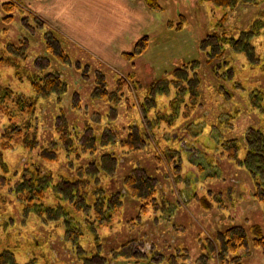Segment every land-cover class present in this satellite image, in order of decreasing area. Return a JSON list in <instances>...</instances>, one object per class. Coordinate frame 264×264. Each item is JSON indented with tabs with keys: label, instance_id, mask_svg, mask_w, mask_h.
<instances>
[{
	"label": "rangeland",
	"instance_id": "1",
	"mask_svg": "<svg viewBox=\"0 0 264 264\" xmlns=\"http://www.w3.org/2000/svg\"><path fill=\"white\" fill-rule=\"evenodd\" d=\"M7 1L15 4L9 23L3 20L7 14L1 9ZM158 2L162 7L159 12L144 6L149 20L141 32L146 36H137L131 49H126V42H116L114 56L105 57V45L95 39V18L89 9H83V0H72L70 10L52 2L48 11L56 21L43 15L31 1L0 0V47H19L27 55V61L22 63L26 71L54 75L64 83L65 92L60 98L54 94L38 104L39 144L50 148L60 145L61 125L65 127L64 135L69 134L73 153H80L81 146L96 144L95 153L83 155L81 161L71 164L67 163L70 160L62 146L59 159L54 162L41 161L39 149L26 152L14 147L3 152V164L10 172L5 177L0 165V239L10 240L12 246L17 244L15 256L20 264L30 260L32 249H38V256H43L40 264L45 260L49 264H79L74 250L63 239L62 228L43 222L35 214L25 217L17 199L8 194L5 181H12L16 169L31 160L43 170H50L56 179L72 178L73 168L81 179L85 165L86 172L97 175L94 183L98 187L113 198L123 197L119 213L114 214L115 224L97 229L101 238L98 248L107 264H219L218 241L226 228L233 226L234 231L245 233L259 225L264 233L263 206L253 197L254 185L249 175L235 162L213 152L217 135L223 140L238 138L260 119L242 91L236 100L216 93L212 67L204 62L199 49V42L212 30L220 10L200 0ZM262 10L264 4L241 5L234 13L235 19L246 27ZM64 21L76 23V28L65 27ZM103 22L105 31L106 20ZM147 40L144 53L132 61L125 59L136 44L140 47ZM257 43L260 55H264V36ZM190 61L193 66L200 62L199 76L192 72L190 76L200 84L202 104L184 122L180 107L179 116L172 118L181 130L167 139L170 134L166 124L161 123L156 132L152 129L153 120L157 111L162 112L163 119L171 117L169 102L177 89L170 80L184 77L179 67ZM234 65L239 68L235 72L241 70L237 59ZM248 71L253 73L247 77H254L257 82L251 84L248 79L245 88L259 86L264 91V73ZM23 81L16 78L13 69L0 68V82L27 94L28 83ZM167 84L168 92L162 94L161 89ZM222 119L227 125H222ZM5 123L0 116V132ZM196 134L199 144H206L209 149L193 141ZM173 156L180 157L177 169ZM128 175L155 187L154 200L137 203L126 188L130 187L125 178ZM137 184L140 194L145 195L148 191L142 182ZM143 204L146 213L137 218ZM206 204L207 210L203 209ZM247 238L246 247L237 252L241 264H264V246L254 247L251 237ZM81 244L93 251V238L83 239ZM114 251L126 257H116Z\"/></svg>",
	"mask_w": 264,
	"mask_h": 264
},
{
	"label": "trees",
	"instance_id": "2",
	"mask_svg": "<svg viewBox=\"0 0 264 264\" xmlns=\"http://www.w3.org/2000/svg\"><path fill=\"white\" fill-rule=\"evenodd\" d=\"M141 1L149 11L159 12L162 10L158 0ZM200 1L210 3L220 10L213 23L212 30L207 32L199 42V49L204 55V62L212 67L211 73L217 81L215 85V89L217 88L216 93L221 95L222 98L236 100V95L242 91V95L248 101L251 110L258 112L260 118L256 123L249 125L245 134L238 138L232 137L223 140L221 135H217L213 152L214 155L217 154L244 168L254 185L253 197L262 204L264 210V91L259 86L253 88L252 86L249 88L244 86L245 81H248V79H250L251 84L252 81L257 82L254 77H247L251 73L248 70H258L264 73V55H260L257 43L258 38L264 36V10L246 27L235 19L237 14H234L241 5L259 7L264 4V0ZM1 9L7 14L3 20L8 23L11 22V13L15 9V4L12 1L3 2ZM147 45L148 40L143 42L140 47L136 44L132 52L125 54V59L132 61L136 56L144 53ZM238 55H240V58ZM234 57L241 62V70L238 72H235V69L239 70V68L234 65V61H236ZM25 61H27V55L19 47L11 46V49L9 46L0 47V68L13 69L16 78L20 82L26 79L29 87V92L24 94L13 89L9 83L0 82V116L6 121L0 132V165L3 168L1 172L5 177L10 170L7 165L3 164L5 163L3 152L14 147L26 152H34L39 149L38 158L41 161L50 162L57 161L59 152L63 149L62 147H65V157L70 160L67 162L68 164L81 161L83 155H89V153H95L96 151V148H93L96 144H93L89 147L81 146L78 149L80 153H73L71 151L73 145L70 144L69 134L64 135V125H61L59 130L58 141L60 145L50 148L49 145L42 147L39 144L38 104L41 100L50 98L54 94L60 98L65 92L63 90L64 83L54 75H40L26 71L22 66ZM199 67V61L195 66L190 61L179 67V70L185 73L184 77L175 76L170 80L177 89L175 90V96L169 102L171 117L167 116V119H163L162 112L157 111L152 124V129L158 132L160 124L164 122L170 134L167 139L171 138V134L176 135L181 130L172 118V116H179L180 107H182V122L187 120L186 118L190 116L191 112L201 107L200 84L190 76V72L199 76ZM187 74H189L188 77ZM198 81H200L199 77ZM177 83L179 84L177 85ZM154 88L156 87H151L152 90ZM168 88V84L165 85L161 89L162 94H166ZM186 95L188 99H185ZM198 101H200L199 106ZM177 106L178 111L176 112ZM235 115H237V112H235ZM225 121L226 119L221 121L224 126L227 125ZM147 122L151 124L149 120ZM198 135L193 136V141L202 148L209 149L206 144H204L206 147L199 144V140L196 138ZM175 138L177 140V136ZM179 158V156L177 158L172 157L175 169L179 167ZM83 167L81 168V179L75 176L77 169L74 168L72 170L75 175L72 178L59 176L56 179L50 170H43L38 163L31 160L29 163L21 165L19 169L17 168L14 179L11 181L6 178L4 184L7 186L8 194L15 197L22 206L25 217L29 214H35L43 222L54 223L63 229V239L74 250L75 258L79 264H107L98 248L101 238L97 233V229L111 228L115 224L114 214L120 210L123 197L119 195L117 198H113V195L107 194L103 188L94 183L97 175L89 174ZM197 167H199V164H197ZM125 178L130 183V187L126 185V188L137 203L142 202L144 199L154 200L152 194L155 187H148L142 179L137 180L134 175H128ZM141 182V186L148 191L145 195L139 192L137 183L140 184ZM203 209L207 210L208 205L206 204ZM145 213L146 204H143L139 206L137 218L142 217ZM130 224H132V221ZM234 229L233 226L226 228L225 232L222 233L221 240L218 241L220 244L218 246L219 264H241V257L237 252L246 247L247 235L251 237L254 247L264 246V233L259 225H253L250 231L245 233L234 231ZM89 238H93V251L86 249L81 244L83 239ZM9 243L10 240L8 241V239L5 241L0 239V264H20L15 256L17 244L12 246ZM38 252V249H32L30 260L24 264H40L43 261L41 260L43 256H38ZM114 253L116 257H126L119 254L118 251H114ZM44 264L49 263L45 260Z\"/></svg>",
	"mask_w": 264,
	"mask_h": 264
},
{
	"label": "crops",
	"instance_id": "3",
	"mask_svg": "<svg viewBox=\"0 0 264 264\" xmlns=\"http://www.w3.org/2000/svg\"><path fill=\"white\" fill-rule=\"evenodd\" d=\"M26 1H31L33 5L37 6L36 8L38 11L43 15L50 16L56 21L54 16L49 13L48 7L54 2L70 10L69 4H71L72 0ZM82 6L85 11L89 9L88 13L95 18L97 27L95 39L98 40L100 44L105 45L106 51L104 53L105 55H103L105 57L114 56L115 50L113 49V44L116 42H121L123 44L126 42V49H131L137 36H146V34H142L141 28L144 27V23H148L149 11L145 9L141 0H83ZM103 20H106L105 31ZM64 23V26L67 28H76V23L68 22L67 24V21H64ZM72 23L74 25H72ZM88 42H90V40H88ZM96 45L98 46L97 41Z\"/></svg>",
	"mask_w": 264,
	"mask_h": 264
}]
</instances>
